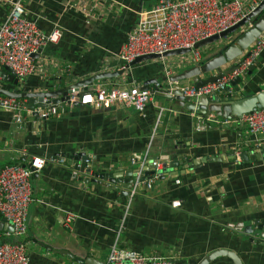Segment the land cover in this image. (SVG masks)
<instances>
[{
    "label": "crops",
    "instance_id": "crops-1",
    "mask_svg": "<svg viewBox=\"0 0 264 264\" xmlns=\"http://www.w3.org/2000/svg\"><path fill=\"white\" fill-rule=\"evenodd\" d=\"M155 2L25 0L27 17L37 20L44 31L57 25L63 35L38 52L35 73L18 78L17 86L0 79V88L41 92L54 87L59 78H69L68 84L99 72L120 71L118 53L137 13ZM6 15L0 2V24ZM207 49H200V62L215 54ZM190 59L186 54L141 62L121 76L93 84L141 88L145 81L168 83L165 70L171 69L173 76L196 64ZM257 60L243 83L217 96H248L264 89V51ZM29 110L18 129L12 112L0 108V168L7 163L26 164L33 156L45 159L43 169L32 176L27 233L12 238L25 243L28 264H81L75 257L104 264L115 240L144 255L169 257L173 264H197L216 249L233 251L242 264H264V240L257 235H264V227L260 228L264 226V159L244 162L240 157L249 145L264 148V140L250 135L240 120L188 111L156 95L143 110L119 103L99 108L75 103L47 120ZM197 115L216 118L198 129ZM63 152H83L90 161L72 165L71 159L60 157ZM164 159H192L196 164H179L176 174L166 163L151 188L142 185L133 195L132 186L124 195L120 183L84 180L97 168L126 172L154 167V162ZM137 174L144 176L145 171ZM175 200L180 206H172ZM66 213L78 216L70 228L64 225ZM209 264L233 262L220 256Z\"/></svg>",
    "mask_w": 264,
    "mask_h": 264
},
{
    "label": "built area",
    "instance_id": "built-area-1",
    "mask_svg": "<svg viewBox=\"0 0 264 264\" xmlns=\"http://www.w3.org/2000/svg\"><path fill=\"white\" fill-rule=\"evenodd\" d=\"M25 0H0L7 8V15L0 24V79L1 70L7 68L15 77L24 79L37 70V54L49 43H57L63 30L55 25L49 31L42 30L37 20L27 17ZM263 0H156L147 9L137 13V21L121 45L118 57L121 61L119 70H127L136 58L148 54H163L167 51L189 48L190 60L200 62V48L195 44L214 35H218L235 26L255 9ZM264 51V32L255 38L246 49L240 65L228 74L213 82L201 86L194 83L181 84V95L195 100L201 96H213L228 90L230 82L246 75L249 67ZM187 54V55H188ZM171 69L165 70L168 79ZM163 83L156 81L147 90L136 85L91 84L72 87L68 99L53 103L51 98L42 99L43 107L34 109L40 119L47 120L59 116L67 105L75 103L99 108L115 103L135 110H143L155 96ZM169 84H172L169 82ZM154 90V91H153ZM25 101L7 96H0V108L13 114L16 127L24 123ZM33 113V110H29ZM216 116L197 115V128L205 129ZM243 122L250 135L264 140V107L241 117L234 118ZM261 144L259 140H256ZM45 159L33 156L28 163L14 162L0 168V218L6 219V228L0 230V264H28L29 258L23 241L14 240L27 233V217L32 197V176L43 169ZM154 174L143 181L136 180L130 194L145 185L151 188L154 179L163 173V163L154 162ZM76 174V172H75ZM179 183V180L176 181ZM172 206H180L175 200ZM78 216L66 213L64 225L70 228ZM10 227V229H9ZM14 238V239H12ZM105 264H173L169 257H157L141 254L135 250L119 246L118 240L111 245Z\"/></svg>",
    "mask_w": 264,
    "mask_h": 264
},
{
    "label": "water",
    "instance_id": "water-1",
    "mask_svg": "<svg viewBox=\"0 0 264 264\" xmlns=\"http://www.w3.org/2000/svg\"><path fill=\"white\" fill-rule=\"evenodd\" d=\"M264 32V0L253 9L246 18L242 19L235 26L227 29L226 31L209 37L205 40H202L196 43L195 48L205 49L209 54L215 53L209 58L203 60L199 64L192 65L186 68L184 71L174 74L168 79L164 80L168 83L162 84L159 91H155L156 96H161L166 99V101H172L183 107L188 111H196L204 115L215 114L216 116L222 117L223 119H231L233 117L240 118L244 113H250L258 108L264 107V89L248 96H230L221 98L220 96H201L195 100H191L188 97L181 95V92L178 90V87L181 84H187L189 82L194 83L196 86H201L208 82H213L216 79L220 78L224 74H228L237 68L241 63V58L243 55H248L246 49L253 43L255 38ZM40 52V51H39ZM190 52L189 48H182L172 51L164 52L163 54H148L136 58L133 62L130 63V66L139 64L141 62L154 60L162 57L177 56V55H186ZM38 54V53H37ZM37 54H34L36 57ZM258 60L251 65L247 71V74H251L256 68ZM218 71V72H216ZM125 70H120L117 72H99L87 78L80 79L76 82H67L69 78H59L55 80L56 85H62L56 88V85L50 90L41 91V92H21L18 88L13 90H8L0 88V93L7 97L12 98H26L24 103L27 109L33 110V114L37 116V112L34 110L35 106L43 107L42 99L44 97L51 98L53 103H60L68 99V93L70 88L79 87L82 85H91L95 83L96 80L103 78H111L121 76ZM216 72V73H215ZM1 79L7 80L13 83L14 86H17L19 79L15 77L6 67L1 70ZM63 81H66V84H62ZM158 80H152L151 82L155 83ZM164 81V82H165ZM151 82L145 81L141 90H147ZM171 82L172 84H169ZM244 82V77L238 76L230 82V86H236ZM154 91V90H153ZM245 126L244 123H242ZM179 154V153H178ZM61 158L68 157L71 159L72 165L76 161H83L86 165L88 164L89 156L83 152H63L60 153ZM241 159L244 162H256L264 159V148L263 147H253L252 145L248 146L246 151L241 152ZM164 169L166 168V163L169 164L171 171L178 174L177 169L178 165H184V167L191 166V163L196 164L195 160L184 159L183 161L174 160H163ZM185 164H187L185 166ZM150 168V169H148ZM90 171V168H87ZM145 171L144 176H138L139 171ZM155 172V168L152 164L148 166H142V168H130L126 172L117 168L115 170L106 169V168H97L92 171V176L84 178L85 181L95 182L98 179L108 181L111 184L120 183L122 187V193L124 195L128 194L129 188L133 185L136 180L143 181L146 177L150 178ZM34 176L36 173L33 174ZM124 176V177H123ZM6 219L0 218V230L6 228L8 225ZM264 226H261L262 228ZM10 229V227H9ZM260 236V239L264 240V235L262 233H257ZM226 256L230 258L233 264H242L238 256L231 250L228 249H216L212 250L210 253L205 255L197 264H209L212 260L220 257ZM81 264H91L87 261L81 260L78 257H75ZM105 264V263H104Z\"/></svg>",
    "mask_w": 264,
    "mask_h": 264
}]
</instances>
